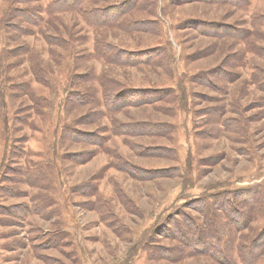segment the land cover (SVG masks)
I'll list each match as a JSON object with an SVG mask.
<instances>
[{"label": "rangeland", "instance_id": "374dc122", "mask_svg": "<svg viewBox=\"0 0 264 264\" xmlns=\"http://www.w3.org/2000/svg\"><path fill=\"white\" fill-rule=\"evenodd\" d=\"M24 1L0 0V264H221L199 236L180 257L176 221L211 191H264V0L142 1L134 31L33 0L8 34ZM257 209L235 243L264 226Z\"/></svg>", "mask_w": 264, "mask_h": 264}, {"label": "trees", "instance_id": "16d2710c", "mask_svg": "<svg viewBox=\"0 0 264 264\" xmlns=\"http://www.w3.org/2000/svg\"><path fill=\"white\" fill-rule=\"evenodd\" d=\"M33 0H26L24 3H27L26 9H20L19 17L20 19H11L6 24V29L9 30L10 28L19 31L22 34H26V25L22 23L21 19H24L27 23H34V17H38L35 13L36 9H38L39 5H29L30 2ZM65 0H59L60 3H56L54 1L51 3L49 11L53 12L54 7L56 5L62 6V11L68 10V5L73 4V8H69V10H75L77 13H81L82 17H87L90 22L93 24L94 19L96 20H103L107 23H112L113 21L117 20L118 24L111 26L109 24L107 29H120L124 25L128 24V28L134 31L137 24H142L140 20L134 17H123L131 11H139L141 10V2L146 1L148 4L144 5L142 3V10H149L152 6V0H68V2H64ZM93 5L94 9L90 10L86 3ZM103 2L104 5H100ZM234 4H238V1L232 0ZM99 3V4H98ZM29 5V6H28ZM98 5V6H97ZM104 7L96 9L98 7ZM18 10V9H17ZM16 18V17H15ZM16 21L15 25H11L10 21ZM134 24V26H133ZM9 27V28H8ZM134 27V28H133ZM18 35L14 36L13 40H17ZM101 43V42H100ZM22 48L25 47L28 49V43L25 41L22 42ZM105 51L102 54L103 58L106 59L107 63H113L117 65H121V59L116 58L115 55L111 56L112 52H116L119 50V46L112 45L110 42L106 43ZM140 52L135 51V55L139 54ZM133 55V53H131ZM129 57H127L128 59ZM120 62V63H118ZM166 61L156 60L153 61L149 66H162L165 67ZM128 66H136L138 61L136 59H130V61H126ZM110 80V77H108ZM113 82H107L103 79V89L105 99L102 102L104 107L110 106V99L111 96L114 95V90L112 87L113 85L117 84L114 79H111ZM29 87V86H28ZM262 87V86H261ZM264 88V85L263 87ZM7 96H13V98H21L17 96L14 92H10ZM89 103L92 104L94 107L98 106V104L94 99H90ZM102 112L95 111L94 118L98 121L102 116ZM93 118V119H94ZM236 122L242 123L239 117L235 118ZM228 122V121H226ZM244 122V121H243ZM228 124H231L230 122ZM68 136V134H67ZM97 138V146L105 147V142L102 134L97 132L95 135ZM104 142V143H103ZM102 144V145H101ZM96 150V149H95ZM226 188V187H225ZM203 196V195H202ZM204 199L201 201L198 211L202 213V216H185L183 221H176L180 228V232L182 235L177 241L181 244L179 251L182 252L180 257H188L190 254H185L183 251V247H191L192 244L189 243L191 236H199L197 239V243L203 247L201 249L202 253H209L212 252L210 255L214 257L221 264H228L227 261L231 262L230 256L235 255L238 257V262L242 264H255L258 260L264 259V226L255 232L254 235L251 237L249 235H242V239L235 243L234 234L237 231H242V229L248 228L247 225L252 220H257V215H259L258 209L261 208V205L264 204V191L261 190L258 186H248L245 188V191L241 190H230V189H219L215 191H211V194H206ZM237 217H244L246 219L244 224H240L241 219L234 221V218ZM253 230V228H250ZM188 239V241H187ZM201 241V242H200ZM212 243H211V242ZM215 244V245H214ZM216 245H219V248H216ZM211 247L210 249L208 248ZM213 250V251H212ZM215 251V252H214ZM47 262L52 264V258L48 259Z\"/></svg>", "mask_w": 264, "mask_h": 264}]
</instances>
